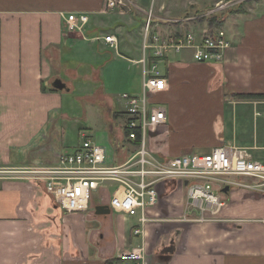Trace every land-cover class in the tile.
<instances>
[{
  "label": "crops",
  "instance_id": "0c3cea01",
  "mask_svg": "<svg viewBox=\"0 0 264 264\" xmlns=\"http://www.w3.org/2000/svg\"><path fill=\"white\" fill-rule=\"evenodd\" d=\"M123 1L121 8L104 11L105 0H0V168L57 167L81 145L82 133L107 148L114 164L127 162L136 147L125 134L122 95L142 94L138 61L148 12L160 23L154 33L162 39L188 33L200 39L209 34L208 23L191 12L211 11L226 1L236 4L217 12L223 22L214 29L224 30L232 43L224 61L199 64L184 51L158 62L168 88L154 100L166 106L168 120L148 145L168 157L231 145L264 162L260 139L245 129L252 120L254 126L264 120V98L234 97L264 95V0ZM234 8L237 13L227 12ZM69 15L88 16L86 31H67ZM85 33L97 51L69 60L71 49L88 42ZM112 34L117 50L95 41ZM122 46L133 57L120 53ZM107 76L111 82H105ZM56 79L70 90L53 91ZM71 92L87 105L81 115L76 101L66 106L64 96ZM168 192L148 211L152 218L162 212L167 220L135 236L137 217L115 212L110 216L115 213L116 220L102 217L95 213L98 205L90 216L66 215L43 183L0 179V264H119L121 252L142 245L146 264H264V195L232 190L219 220L195 222L186 189ZM98 217L103 228L90 233L87 222Z\"/></svg>",
  "mask_w": 264,
  "mask_h": 264
},
{
  "label": "built area",
  "instance_id": "2783aa9c",
  "mask_svg": "<svg viewBox=\"0 0 264 264\" xmlns=\"http://www.w3.org/2000/svg\"><path fill=\"white\" fill-rule=\"evenodd\" d=\"M123 5V0H105L104 11ZM148 14L142 56L138 61L143 69L142 94L122 96L127 107V139L136 147L128 161L114 164L107 148L82 133L81 145L64 156L57 167L0 168V179H32L35 183H43L46 193L66 215L86 214L93 205H98L129 218L137 217L139 224L132 228L135 236L144 234L143 228L148 224L167 220L162 212L158 213L157 220L148 211L157 209L162 199L170 194L169 190L186 189L188 210L197 211V217L191 220L195 222L220 219L228 199L222 198L216 187L222 193L229 187V193L242 190L264 195V162L244 149L225 145L207 154L178 157L159 156L149 149V138L166 126L168 120L166 106L154 100L168 88L166 78L158 70V62L170 53L189 51L196 63H220L225 60L232 43L222 29L200 39L194 33L162 39L154 33L160 23L155 21L151 11ZM88 24L86 15H69L66 28L69 32L83 33ZM95 41H104L112 49H118L119 41L113 34L97 37ZM230 177L249 182L230 180ZM97 193H106V200L95 202L94 194ZM146 253L143 245L125 250L118 256L119 264H146Z\"/></svg>",
  "mask_w": 264,
  "mask_h": 264
},
{
  "label": "rangeland",
  "instance_id": "374dc122",
  "mask_svg": "<svg viewBox=\"0 0 264 264\" xmlns=\"http://www.w3.org/2000/svg\"><path fill=\"white\" fill-rule=\"evenodd\" d=\"M154 4V3H153ZM236 3H234V2H231V3H229L228 1H226L225 3H223L222 5H219L218 7H216L215 9H213V10H217V11H215V13L216 12H223V11H226V10H228L229 8H232V7H234V5H235ZM234 9H236V8H234ZM233 9V10H234ZM213 10H211L210 11V9H206V10H203V11H198L196 14H195V12L193 11V12H191V14H192V16H193V18L194 17H196V16H198V15H200V14H203L202 16L203 17H209L210 15H212V14H214L212 11ZM148 11H149V9H148ZM147 11V12H148ZM230 11V10H229ZM150 12V11H149ZM148 12V13H149ZM191 16V15H190ZM148 17H149V14L145 17V20H144V23H146L147 22V19H148ZM183 18V16L181 15V16H179V18ZM185 17H187V16H185ZM153 18H154V14H153ZM184 22V21H183ZM171 23V22H170ZM85 35V37H87L88 38V42L87 43H84V42H80V43H84V44H81L78 48H76V49H71V52L70 53H72V58H69V60H72V59H74L75 61H77L79 58H90V54H91V52L94 54L96 51H97V49L96 48H94V47H90V43H92L91 41H90V36H89V34L88 33H85L84 34ZM89 43V44H88ZM126 43V42H125ZM69 47H71V45H69ZM73 47V46H72ZM88 53V54H87ZM120 53H122L123 55H127V56H132V55H130V54H128L127 52H126V50L124 49V47L122 46L121 48H120ZM136 53H137V51H136ZM142 53V52H141ZM87 54V55H86ZM66 56L68 55V53H66L65 54ZM86 55V56H85ZM85 56V57H84ZM142 56V55H141ZM133 57V56H132ZM66 58H68V57H66ZM130 58V57H129ZM137 58V57H136ZM69 62V61H68ZM77 64V63H76ZM137 70V69H136ZM159 70H161V64H159ZM64 79H65V81H70L71 82V79L69 78V77H67V76H64ZM140 79V78H139ZM112 81V79L109 77V76H107L106 77V79H105V82L106 83H108V82H111ZM123 96V95H122ZM65 100H66V106H71V103H72V101L74 100V101H76V95L74 94L73 95V93L71 92V93H69V94H66L65 96ZM124 101V100H123ZM77 103H76V105H77V112H79V114L81 115L82 113H83V110H84V108H86L87 107V105H84V104H81L80 102H78V101H76ZM126 104V103H125ZM264 108V106L262 107V109ZM122 110V109H121ZM79 115V116H80ZM252 115V114H251ZM83 117H84V115H83ZM73 118H74V116H73ZM263 119V118H262ZM260 121L259 122H257V125L256 126H254V123H253V120L251 121V124H249V123H247L246 124V132L248 133V136H253V135H255L256 134V137H258V139H260L259 140V143L262 145V146H264V120H261V119H259ZM76 121H78V123H80V125L83 127V126H86L85 125V122L84 121H82V120H80L79 118H77V120ZM240 125H241V123H240ZM243 128V127H242ZM100 132H101V130H100ZM240 132V131H239ZM102 133V132H101ZM230 180H237V181H242V182H247L245 179H243V178H239V179H236V178H234V177H230L229 178ZM216 191H217V193L222 197V198H227L226 196L227 195H225L224 193H222V192H220L219 190H218V188L216 187ZM113 192V188H111L110 189V194ZM104 201V200H106V193H102V194H99V193H97V194H94V201L96 202H99V201ZM93 212V207H92V209H91V211H89L88 213H86V215L87 216H90L91 215V213ZM194 212V211H193ZM195 214H197V211L196 212H194ZM102 217H107V218H112V219H114V220H116V214L115 213H113L111 216L109 215H105V216H102ZM102 217H98V219L96 220V221H94V220H92L91 222H90V220H89V222H87V225H86V227H87V229L89 230V232L91 233L93 230H95V229H97V228H100V227H102L103 228V225L100 223L102 220L101 219H103ZM195 218V217H194Z\"/></svg>",
  "mask_w": 264,
  "mask_h": 264
},
{
  "label": "trees",
  "instance_id": "16d2710c",
  "mask_svg": "<svg viewBox=\"0 0 264 264\" xmlns=\"http://www.w3.org/2000/svg\"><path fill=\"white\" fill-rule=\"evenodd\" d=\"M232 13H237L238 10H230ZM230 11H227V12H230ZM222 19V14H217V13H214L212 15H210L209 17H202L200 18V20L202 22H207L208 23V29H209V34H213L214 33V29L217 28V27H221V24L223 22ZM53 91H55L54 89H52ZM235 98H264V95H253V94H237V95H234ZM125 134L127 136V129H126V126H125Z\"/></svg>",
  "mask_w": 264,
  "mask_h": 264
},
{
  "label": "water",
  "instance_id": "95a60500",
  "mask_svg": "<svg viewBox=\"0 0 264 264\" xmlns=\"http://www.w3.org/2000/svg\"><path fill=\"white\" fill-rule=\"evenodd\" d=\"M53 89L59 92L69 91V86L64 83L61 79H56L52 84ZM223 192L225 194L229 193V187H226ZM97 215H110L111 210L106 206H97L95 209Z\"/></svg>",
  "mask_w": 264,
  "mask_h": 264
},
{
  "label": "bare ground",
  "instance_id": "6f19581e",
  "mask_svg": "<svg viewBox=\"0 0 264 264\" xmlns=\"http://www.w3.org/2000/svg\"><path fill=\"white\" fill-rule=\"evenodd\" d=\"M136 150V149H135ZM133 154V153H132Z\"/></svg>",
  "mask_w": 264,
  "mask_h": 264
}]
</instances>
